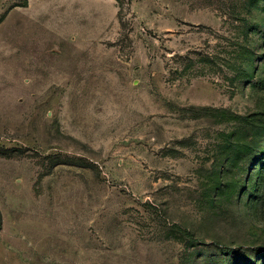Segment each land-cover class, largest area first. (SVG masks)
I'll use <instances>...</instances> for the list:
<instances>
[{"label":"rangeland","instance_id":"rangeland-1","mask_svg":"<svg viewBox=\"0 0 264 264\" xmlns=\"http://www.w3.org/2000/svg\"><path fill=\"white\" fill-rule=\"evenodd\" d=\"M253 263L264 0H0V264Z\"/></svg>","mask_w":264,"mask_h":264},{"label":"trees","instance_id":"trees-1","mask_svg":"<svg viewBox=\"0 0 264 264\" xmlns=\"http://www.w3.org/2000/svg\"><path fill=\"white\" fill-rule=\"evenodd\" d=\"M233 117H237V116H233ZM238 118H240L242 120H246V121H255L251 117H245V118L238 117ZM261 153H262V151H258L257 153H253L252 156H253L254 160H256ZM255 188H256V185H254V189ZM253 264H257V263H253Z\"/></svg>","mask_w":264,"mask_h":264}]
</instances>
